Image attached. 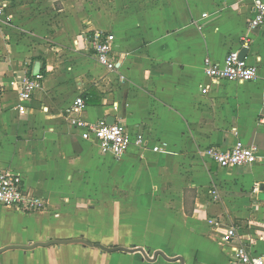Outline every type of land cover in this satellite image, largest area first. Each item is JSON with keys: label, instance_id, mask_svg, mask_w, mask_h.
Instances as JSON below:
<instances>
[{"label": "crops", "instance_id": "0c3cea01", "mask_svg": "<svg viewBox=\"0 0 264 264\" xmlns=\"http://www.w3.org/2000/svg\"><path fill=\"white\" fill-rule=\"evenodd\" d=\"M0 7V172L47 200L37 213L0 208V264H236L230 226L264 259V26L247 31L251 0ZM91 31L114 34L117 71L87 50ZM243 36L256 80L211 83L204 59L221 64ZM37 64L39 88L17 107L18 79ZM108 118L162 151L114 159L72 125ZM237 141L257 148L256 164L221 169L204 155Z\"/></svg>", "mask_w": 264, "mask_h": 264}, {"label": "built area", "instance_id": "2783aa9c", "mask_svg": "<svg viewBox=\"0 0 264 264\" xmlns=\"http://www.w3.org/2000/svg\"><path fill=\"white\" fill-rule=\"evenodd\" d=\"M0 7V15L2 14ZM251 18L247 23V31H253L264 26V1L251 0ZM207 15L204 14L203 18ZM86 48L94 54L99 66L107 72L117 71L119 62L112 56L115 36L110 32L91 31L84 33L83 37ZM239 50L230 51L221 64L212 62L209 58L203 61L204 76L215 84L218 82H253L257 78V67L247 64L246 56L239 58L241 49H249L250 39L248 36L241 38ZM41 76L32 77L27 70H24L18 79V99L20 103L28 102L34 91L39 88ZM206 92V90H203ZM85 108L81 96L76 97L72 110L81 112ZM72 125L81 130V138L92 141L96 144L102 155H109L119 159L131 148L138 150L151 149L153 152L162 151L161 145L149 147L148 139L141 133L133 135L120 123L108 124L105 119L95 123H89L81 119L74 120ZM204 155L218 168L230 169L234 167H247L256 164L259 160L257 148L254 145L244 144L237 141L229 149L211 146L204 150ZM216 195V191L211 192ZM0 206L10 208L23 213H37L47 209V200L30 192L24 179L14 173L0 172ZM209 224L215 225L213 220ZM253 239L250 236H243L240 229L230 226L222 241L226 245H234L233 259L236 264H264V259L252 251Z\"/></svg>", "mask_w": 264, "mask_h": 264}, {"label": "water", "instance_id": "95a60500", "mask_svg": "<svg viewBox=\"0 0 264 264\" xmlns=\"http://www.w3.org/2000/svg\"><path fill=\"white\" fill-rule=\"evenodd\" d=\"M246 54H247V50L246 49H241L240 50V52H239V58L242 60V59H244V57L246 56ZM39 73H40V67H39V65L37 64L36 66H35V69H34V72L32 73V75L33 76H37V75H39ZM108 124H113L114 123V120H113V118H108V120L106 121ZM98 248H100L101 250H105V251H116V250H124V249H120V248H113V249H105V248H103L102 246H97ZM141 253L145 256V253L143 252V251H141ZM158 255V253L157 254H155L154 255V257H156ZM177 260H179L180 262H181V264H183V262H182V260L181 259H177Z\"/></svg>", "mask_w": 264, "mask_h": 264}, {"label": "trees", "instance_id": "16d2710c", "mask_svg": "<svg viewBox=\"0 0 264 264\" xmlns=\"http://www.w3.org/2000/svg\"><path fill=\"white\" fill-rule=\"evenodd\" d=\"M88 103H90V104H91V103L98 104L97 102H88Z\"/></svg>", "mask_w": 264, "mask_h": 264}, {"label": "rangeland", "instance_id": "374dc122", "mask_svg": "<svg viewBox=\"0 0 264 264\" xmlns=\"http://www.w3.org/2000/svg\"><path fill=\"white\" fill-rule=\"evenodd\" d=\"M0 208H5V207H1V206H0Z\"/></svg>", "mask_w": 264, "mask_h": 264}]
</instances>
